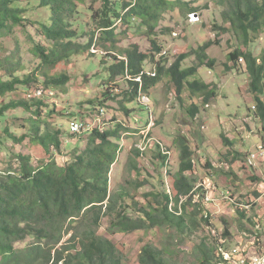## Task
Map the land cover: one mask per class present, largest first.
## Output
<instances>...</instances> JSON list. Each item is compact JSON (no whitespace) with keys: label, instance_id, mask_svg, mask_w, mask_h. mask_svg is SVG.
Wrapping results in <instances>:
<instances>
[{"label":"rangeland","instance_id":"374dc122","mask_svg":"<svg viewBox=\"0 0 264 264\" xmlns=\"http://www.w3.org/2000/svg\"><path fill=\"white\" fill-rule=\"evenodd\" d=\"M16 1L28 11L25 14L27 19L43 22L49 17V13L39 9V4L32 3V0ZM113 1L123 8L128 3L137 2ZM103 6L102 0H84L79 5L82 12L78 17L80 23L74 19L72 27L79 31L76 41L80 44H88L97 27L93 20L88 22L86 14L90 11L94 14ZM129 10L122 9V17L115 22L114 36L98 31L92 49L81 52L56 69L49 70L41 65L31 50L34 42L28 39V33L23 29L17 28L15 37H6L9 54L14 51L15 40L22 43V54L28 67L23 70L21 78H31L32 82L20 85L15 93L0 96V110L19 101L29 104L31 109L21 107L6 112L8 120L0 125V140L5 146L0 149V170L7 171L19 165L14 161L15 154L32 155L39 163L50 159L51 156L32 139L19 144L10 138L12 135L19 138L28 135L32 131L31 119L40 118L53 129L62 130V152L55 156L61 167L72 162L89 144L90 135H74L72 123L85 121L96 127L101 120L105 126L103 131L119 132L115 142L120 149L118 161L111 171V192L118 197L131 194L135 199L129 198L128 202L133 206L137 202L145 207L157 206L165 190H172L173 179L182 161L180 141L185 140L192 151L193 162L192 171L186 175L193 184L195 196L188 211L197 210L194 204L201 205L210 222L195 229L192 224L194 221L200 223L202 215L195 220L188 216L190 230L184 234L175 228L158 227L114 235L109 230L110 219L105 218L99 235L117 245L122 252L123 264H140L141 254L149 244L159 248L171 264H204L199 249L202 246L203 251L209 252L205 264H213L212 256L218 252L220 244L229 250L241 245L252 255L262 254L264 123L252 96L250 77L244 73L246 61L243 59L238 69L231 70L228 65H232L230 54L237 49L251 52L259 65L264 63V34L257 42L245 45L244 37L227 23L225 13L231 11L230 6H218L213 0H170L167 9L155 11L159 14L158 19L130 16ZM37 28L30 27L29 31L34 40L40 42L43 38ZM154 42L162 48V53ZM210 43L213 45L201 51ZM135 49L150 57L144 63L148 74H156L161 68L169 70L178 56L188 54L182 69L199 67L198 73L189 81L210 84L215 96L206 105L202 94L194 95L189 89L178 94L170 77L166 76L149 94L143 93L146 100L142 96L143 101L128 102L126 93L134 89L130 80L142 79L129 75V78L119 76L113 80L111 67L115 64L114 58L127 60L128 51ZM204 53L207 56L200 66L199 57ZM63 76L69 79L67 84L49 85L54 78ZM37 100L45 102L41 117L36 114ZM193 100L199 108L195 116L190 114ZM261 100L264 103V96ZM126 108L131 110L130 116ZM225 137L231 145L226 143ZM162 154L169 156L166 164ZM135 166L139 167V172ZM150 194L159 197H150ZM203 196L211 201L206 206L202 204ZM135 210H131L130 216L136 217ZM34 241L35 238L30 237L17 248H26Z\"/></svg>","mask_w":264,"mask_h":264},{"label":"trees","instance_id":"16d2710c","mask_svg":"<svg viewBox=\"0 0 264 264\" xmlns=\"http://www.w3.org/2000/svg\"><path fill=\"white\" fill-rule=\"evenodd\" d=\"M102 1L104 4L102 9L94 11V14L90 13L92 11L86 14L88 22L93 20L97 26L92 32V39L88 44H80L76 41L79 31L72 27V21L75 19L76 23H80L78 17L82 12L79 5L83 4L84 0H32V3L39 4L37 6L39 9L49 13V17L43 22L27 19L25 14L28 11L19 6L16 0H0V56H5L0 57V96L15 93L20 85L32 82L31 78L29 80L21 78L23 70L28 67L22 54V43L15 40L14 51L10 54L8 52L6 37H15L17 28L28 33V39L34 42L31 50L35 57L43 67L51 70L65 61H70L81 52L92 49L95 37L98 39V31L114 36L115 22L122 17V9H130V16L135 14L142 18L148 16L151 19H158L159 14L155 11L167 9L170 2V0H137L136 3H128L123 8L113 0ZM213 1L218 6H230L231 11L225 13L227 23L232 30L244 37L245 45L257 42L260 35L264 34V0ZM30 27L35 29L38 27L37 31L43 38L42 41L34 40V36L29 31ZM154 44L157 45L156 42ZM212 45L210 43L202 47L201 51H206ZM156 47L159 53H162V48ZM205 55L207 56L204 53V56L201 54L199 57L200 66L204 63ZM188 56V54L178 56L169 70L161 68L156 74H148L144 70V63L150 57L135 49L128 51L127 60L114 58L111 78L113 80L119 76L129 78V75H133L135 79L141 77L142 81L130 80L134 89L126 93L128 102L137 99L141 101L143 93L149 94L148 92L169 76L178 94H181L183 89H189L194 95L202 94L207 105L215 96V91L210 84L189 81L190 77L198 73L199 67L183 70L182 63ZM243 59L247 63L244 73H248L250 77L252 96L257 102L256 109L264 123V103L261 100L264 96V63L259 65L251 52L237 49L230 54L232 65H228V68L238 69ZM209 64L213 65L212 62ZM68 81L69 79L63 76L54 78L48 83L63 86ZM36 103V114L41 117L45 102L37 100ZM21 107L31 109L29 104L20 101L12 102L2 108L0 125L8 120L7 111ZM198 110L193 100L190 114L195 116ZM125 111L128 116L132 113L127 108ZM31 125L32 131L28 135L22 138L12 135L10 138L19 144L30 138L51 157L48 162L39 163L35 162L32 155L15 154L14 161L19 162V165L16 167L14 165L7 171L0 170V264H123L122 252L117 245L98 233L105 218L110 219L109 230L114 235L155 230L158 227L175 228L184 234L187 229L190 230L187 226L188 216L195 220L202 215L200 223L193 222L195 229L210 222L201 205L193 203L197 210L192 213L188 211L194 196L193 184L186 173L192 171L193 162L192 151L185 140L180 141L182 161L179 172L173 179L172 190L171 188L165 190L160 197L157 194H150V197L154 195L160 198L157 206L145 207L139 202L133 206L128 202L129 198L135 199L131 194L124 193L125 197L122 195L118 197L110 190L111 171L118 161L120 149L115 142L119 138L118 131L105 129L103 131L99 127L94 129L87 134L90 135L87 148L76 155L72 162L61 167L55 156L57 152H62V130L53 129L50 124L41 122L40 118L31 119ZM262 128L264 134V125ZM224 139L231 145L226 137ZM4 147L0 140V149ZM162 158L165 164L169 160L167 155L162 154ZM135 170L139 172V167L135 166ZM170 190L174 195H171ZM255 196L260 197L258 194ZM181 197H187V200L180 208ZM131 210L136 211V217L130 216ZM227 235L228 233L225 234ZM30 237L35 238L30 246L17 248L18 244ZM67 237L69 238L66 241ZM203 248L204 246L199 249L203 256L202 262L205 264L209 260V252L203 251ZM216 261L217 253H214L212 263L216 264ZM140 264H171V262L159 248L149 244L141 254Z\"/></svg>","mask_w":264,"mask_h":264},{"label":"built area","instance_id":"2783aa9c","mask_svg":"<svg viewBox=\"0 0 264 264\" xmlns=\"http://www.w3.org/2000/svg\"><path fill=\"white\" fill-rule=\"evenodd\" d=\"M142 96H141V101H143ZM144 99L146 100V97H144ZM98 127L102 130L103 128H105L101 120H98L96 127H94V125L89 122L75 121L71 125V132L74 135H86ZM186 200L187 197H181L180 208H181V204H183ZM201 200H203L202 204L204 205L211 202L209 199H207L206 196H203ZM223 245L224 244H220V248L217 252L216 264H264V252L260 255H256V254L252 255L249 253L248 248H244L241 245L231 250L225 249Z\"/></svg>","mask_w":264,"mask_h":264}]
</instances>
